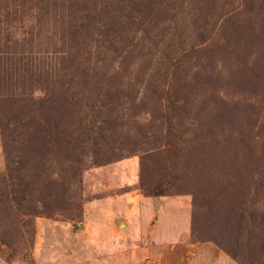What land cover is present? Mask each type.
I'll use <instances>...</instances> for the list:
<instances>
[{"label":"rangeland","instance_id":"374dc122","mask_svg":"<svg viewBox=\"0 0 264 264\" xmlns=\"http://www.w3.org/2000/svg\"><path fill=\"white\" fill-rule=\"evenodd\" d=\"M0 27L58 73L3 103L0 264H264V0H0Z\"/></svg>","mask_w":264,"mask_h":264},{"label":"trees","instance_id":"16d2710c","mask_svg":"<svg viewBox=\"0 0 264 264\" xmlns=\"http://www.w3.org/2000/svg\"><path fill=\"white\" fill-rule=\"evenodd\" d=\"M2 28L0 27V128L5 135V128L7 126L5 118L3 117V103L8 100H23V90L26 87L24 80L25 74L38 75V77H45V84L48 85L52 82L50 77L56 73V67L46 64L42 65L41 50L34 51L29 48L26 49L24 45H18V40L13 39L8 34L2 35ZM10 37V38H9ZM58 50L51 51V54L55 57ZM49 53V51H44ZM42 55V56H41ZM39 56V57H38ZM32 63H37L36 65ZM7 169H11L12 161L7 153Z\"/></svg>","mask_w":264,"mask_h":264}]
</instances>
